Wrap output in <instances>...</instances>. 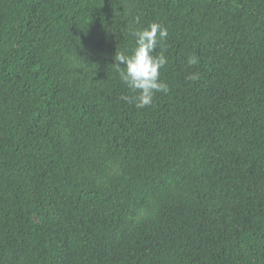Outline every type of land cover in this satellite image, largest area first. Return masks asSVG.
<instances>
[{"label":"trees","instance_id":"1","mask_svg":"<svg viewBox=\"0 0 264 264\" xmlns=\"http://www.w3.org/2000/svg\"><path fill=\"white\" fill-rule=\"evenodd\" d=\"M0 264H264V0H0Z\"/></svg>","mask_w":264,"mask_h":264},{"label":"clouds","instance_id":"2","mask_svg":"<svg viewBox=\"0 0 264 264\" xmlns=\"http://www.w3.org/2000/svg\"><path fill=\"white\" fill-rule=\"evenodd\" d=\"M135 23H139V17ZM135 38L136 47L131 55L124 52L115 54L114 66L119 72L121 81L133 92L138 93L132 97H122L129 103H135L137 108L151 106L156 93L167 94L168 85L160 80V69L167 63L166 57L161 53L154 55L160 41L168 37V30L160 24L153 23L144 30H134L131 33ZM197 57L188 59L189 65H195ZM187 79L195 81L198 74H191Z\"/></svg>","mask_w":264,"mask_h":264}]
</instances>
